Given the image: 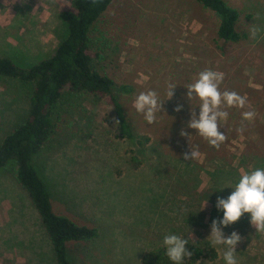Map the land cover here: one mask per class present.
Here are the masks:
<instances>
[{
  "label": "rangeland",
  "instance_id": "1",
  "mask_svg": "<svg viewBox=\"0 0 264 264\" xmlns=\"http://www.w3.org/2000/svg\"><path fill=\"white\" fill-rule=\"evenodd\" d=\"M223 1L238 13L235 42L217 38V18L194 0H112L92 26L88 39L100 55L97 71L113 82L111 94L132 134L148 142L139 147L121 137L113 109L97 96L65 92L54 106L49 139L32 157L33 167L52 211L97 231L92 240L66 243L71 264H139L143 253L165 249L163 238L169 234L192 235L186 248L196 242L211 245L215 258L201 257L195 264H226L224 247L207 239L212 220L223 217L217 197L227 198L234 191L228 186L242 173L264 168V0ZM71 2L0 0V57L20 68L47 58L66 36L58 14ZM253 27L259 29L255 38ZM206 69L224 73L221 91L247 98L243 109H226L229 116L219 130L227 140L219 149L186 128L191 111L198 116L200 102L186 98L185 86ZM170 84L176 88L168 99ZM149 90L163 101L153 124L133 107L136 96ZM30 93V84L0 77V140L24 120ZM177 105H183L179 112ZM249 110L255 118L242 120ZM182 128L191 134L189 140L179 135ZM190 148L200 152L199 158L183 159ZM12 167L8 162L0 168V264H54ZM222 231L225 237L233 231L242 237L237 264H264V234L256 233L250 214Z\"/></svg>",
  "mask_w": 264,
  "mask_h": 264
},
{
  "label": "trees",
  "instance_id": "2",
  "mask_svg": "<svg viewBox=\"0 0 264 264\" xmlns=\"http://www.w3.org/2000/svg\"><path fill=\"white\" fill-rule=\"evenodd\" d=\"M217 18L216 36L224 42L239 39L235 31L238 13L223 0H194ZM112 0H72L70 9L61 10L59 19L66 26V36L45 59L27 67L16 66L11 59L0 57V77L17 79L31 86L28 110L24 120L0 140V168L12 163L11 174L15 183L27 195L46 234L54 264H71L66 255V243L89 241L97 236L94 228L78 226L66 217L55 214L49 194L37 175L32 157L40 152L49 139L52 128L51 113L63 93L91 94L103 99L119 121L118 131L123 138L134 139L139 147L147 137H135L127 124L124 112L111 94L113 82L100 75L96 63L99 53L89 47L88 34ZM124 93L130 87L119 85ZM218 213H223L218 211ZM193 255L183 264H195L204 257L213 260L215 251L208 242H196L187 248ZM139 264H174L166 250L156 248L143 253Z\"/></svg>",
  "mask_w": 264,
  "mask_h": 264
},
{
  "label": "clouds",
  "instance_id": "3",
  "mask_svg": "<svg viewBox=\"0 0 264 264\" xmlns=\"http://www.w3.org/2000/svg\"><path fill=\"white\" fill-rule=\"evenodd\" d=\"M95 2V0H93ZM252 38L256 37L258 28L251 30ZM224 80V73L206 69L198 74V78L185 86L187 89L186 98L191 101L194 98L199 100V114L195 110L191 111V119L187 122L186 128L195 132L208 142L209 145L219 149L220 145L227 140V136L219 129L221 121H226L229 116L227 108L238 107L243 109L247 103V98L235 91H221L220 85ZM176 85L168 86L167 97L171 99L174 95ZM163 101L158 99L155 91L140 92L133 103V107L138 113L143 114L148 124H153L157 119V113L163 111ZM183 105H177L174 111L179 112ZM256 116L254 110L242 112V120L252 121ZM119 124V121H114ZM238 132L244 131L243 125L237 129ZM179 135L191 136L189 132L182 128ZM200 152L190 148L189 152L183 153L184 160H194L199 158ZM234 191L227 198L217 197L216 208L223 212L222 219H213L210 225V240L212 246H223V259L226 264H237L235 249L242 241L241 235L233 231L225 237L222 227H228L236 222L245 214H250V224L256 229V233L264 234V168H256L242 173L238 183L232 186ZM225 188V187H224ZM223 189V188H220ZM207 201L201 210L205 208ZM193 242V237L185 239L179 235L169 234L163 238V246L166 255L174 264H183L186 258H190L193 253L186 245Z\"/></svg>",
  "mask_w": 264,
  "mask_h": 264
}]
</instances>
